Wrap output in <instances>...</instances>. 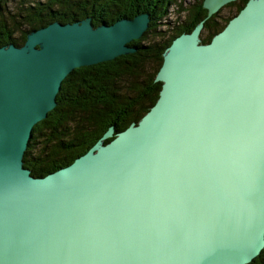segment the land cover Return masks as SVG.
<instances>
[{
	"label": "water",
	"instance_id": "obj_1",
	"mask_svg": "<svg viewBox=\"0 0 264 264\" xmlns=\"http://www.w3.org/2000/svg\"><path fill=\"white\" fill-rule=\"evenodd\" d=\"M149 21L53 22L0 47V264H249L263 250L264 0L208 43L203 20L174 38L138 123L44 177L24 167L65 77L134 52Z\"/></svg>",
	"mask_w": 264,
	"mask_h": 264
},
{
	"label": "trees",
	"instance_id": "obj_2",
	"mask_svg": "<svg viewBox=\"0 0 264 264\" xmlns=\"http://www.w3.org/2000/svg\"><path fill=\"white\" fill-rule=\"evenodd\" d=\"M246 2L229 3L227 7L234 6L235 13L222 26L208 18L200 35L202 43L210 42ZM202 3L198 0L183 7L179 0H0V47L21 46L27 33L53 22L67 24L89 17L97 27L140 13H148L150 19L143 35L129 44L134 52L73 69L65 77L55 107L33 127L23 156L32 176L44 177L69 165L108 128L120 132L138 123L158 98L161 84L154 78L164 50L207 17ZM180 13L185 15L181 23L168 20L169 14ZM249 264H264V248Z\"/></svg>",
	"mask_w": 264,
	"mask_h": 264
},
{
	"label": "rangeland",
	"instance_id": "obj_3",
	"mask_svg": "<svg viewBox=\"0 0 264 264\" xmlns=\"http://www.w3.org/2000/svg\"><path fill=\"white\" fill-rule=\"evenodd\" d=\"M196 1H198V0H179V2H181L182 3V5H183V7H188V6H190L191 4H193L194 2H196ZM235 3H239V0H237V1H234ZM236 4V5H237ZM228 5V4H227ZM227 5H224L220 10H219V12L218 13H216V14H214V15H212V16H210V17H207V18H205V19H203V21H204V23H205V21L208 19V18H213L212 20H213V22L214 23H218L219 24V26H222V25H224L225 24V22L227 21V19L229 18V17H231L234 13H235V8H234V6H230V7H227ZM172 9H175V6L174 5H172V7H171ZM184 13H180L179 15H173V14H169L168 15V20L170 21V22H178V23H181L183 20H184ZM177 24V23H176ZM161 28L164 30V29H166V27L165 26H161ZM203 28H204V26H203ZM203 30V29H202ZM202 33V32H201ZM169 33H167V35H166V37H168L169 35H168ZM203 35H204V33H203Z\"/></svg>",
	"mask_w": 264,
	"mask_h": 264
}]
</instances>
